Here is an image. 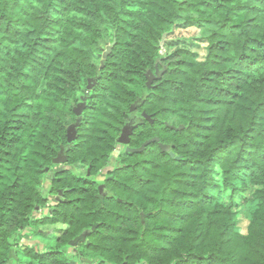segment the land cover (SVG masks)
Listing matches in <instances>:
<instances>
[{"label": "trees", "instance_id": "1", "mask_svg": "<svg viewBox=\"0 0 264 264\" xmlns=\"http://www.w3.org/2000/svg\"><path fill=\"white\" fill-rule=\"evenodd\" d=\"M131 120V148L158 142L114 157ZM62 149L48 177L61 197L32 219ZM245 185L236 208L212 194ZM46 223L66 227L45 251L21 248L31 264H264V0H0V264Z\"/></svg>", "mask_w": 264, "mask_h": 264}, {"label": "rangeland", "instance_id": "2", "mask_svg": "<svg viewBox=\"0 0 264 264\" xmlns=\"http://www.w3.org/2000/svg\"><path fill=\"white\" fill-rule=\"evenodd\" d=\"M212 26H188V27H182V28H176L171 35L173 38H177L178 40L183 39L186 42H190L191 40L195 38H199L202 35H205L209 32ZM109 45H107L105 48H107ZM197 46V45H196ZM195 45L192 46V49L197 51L199 53V57L203 55L204 51L201 47H196ZM106 50V49H105ZM104 50V51H105ZM103 51V52H104ZM101 62V60H100ZM158 71L161 72V70H164V68L157 69ZM163 72V71H162ZM162 75V73H161ZM160 75V77H161ZM158 80V79H156ZM154 80V81H156ZM153 81V82H154ZM152 82V83H153ZM131 153V152H129ZM134 154V153H131ZM66 165L63 164H55L50 171H47L45 173V177L43 176V190H42V195L43 197L46 198V201L40 205L35 211L33 212L32 219H40L44 217L51 206H53L57 200L59 199L60 195H57L56 192L50 193L49 192V175L52 172H55L59 170L60 168H64ZM110 169V167L105 168L100 175L97 176L98 182H102L108 175L107 171ZM85 171H80V173H84ZM219 172V171H217ZM213 176L215 179H218L219 174L218 173H213ZM219 180V179H218ZM247 185L243 187H239L237 191L232 192L231 190L229 191H222L221 194L218 193V191H212V194L216 195L218 200L223 203L227 204L232 208L238 207L242 200H244L250 191V188H248ZM240 209H243V212H248L250 207L245 205L242 206ZM66 225L61 224V223H56V224H38L35 228H25L23 230H20L19 233L15 235L16 238H18L19 245H14V248L12 249V254L11 258L8 262V264H31L32 262L24 257H21V248L23 246L26 247H32L36 251H45L46 248L53 246L56 238L61 234L62 231H59V229H65ZM60 250L66 251L67 254L68 252L71 254H76L80 252V248L76 247H71L68 249V245H62L60 247ZM88 264H92L93 262L87 261ZM71 264H75V262H71ZM82 264V262L78 263Z\"/></svg>", "mask_w": 264, "mask_h": 264}, {"label": "water", "instance_id": "3", "mask_svg": "<svg viewBox=\"0 0 264 264\" xmlns=\"http://www.w3.org/2000/svg\"><path fill=\"white\" fill-rule=\"evenodd\" d=\"M164 40V36H163V39L161 40V42H160V47H161V49H160V54H163L164 53V47H163V41ZM113 43L114 42H112V45H113ZM110 48H111V45L110 46H108L107 48H106V50L104 51V52H102L100 55H101V57H102V59H101V65H103V62H104V60L106 59V57H107V54L110 52ZM162 71L163 70H161V72L160 71H158V70H156V72L154 73V74H152L151 72H149L148 74H147V82H146V84H147V86H149L151 83H152V81L153 80H156V79H159L160 78V75H161V73H162ZM97 77L98 76H95V77H93V78H89L88 79V84H87V86H86V90H85V94L84 95H82V97H81V99H82V107H85V102H86V100H87V97H88V95H89V92L91 91V89H92V87H93V85L92 84H90L91 82L92 83H96V80H97ZM137 107V102L136 103H134L132 106H131V108H130V111H134L135 110V108ZM83 109V108H82ZM82 109L81 108H79V110H76L75 108H73V111L75 112V114H76V116L78 117L77 118V120H76V122L75 123H73V124H70L68 127H67V129H66V136H67V141H68V143H71L72 141H74L75 140V138H76V126L78 125V123H79V121H80V119H79V116H80V114L82 113ZM141 117L142 118H144V119H146V120H150V115H147L145 112H142V114H141ZM134 127H137V124H134L133 123V120H131V121H129L128 123H126L124 126H123V128H122V130H121V133H120V135H119V137L117 138V146H116V149H115V151H114V155H117L118 153H119V151H120V147H121V144H128L129 143V141H130V135L132 134V132H133V128ZM176 128V127H175ZM182 128V126H179V127H177L176 129L177 130H179V129H181ZM153 142H158V138H152V139H149V140H147V141H145L140 147H138V148H129V147H126L125 148V151H127V152H131V153H140V152H142L146 147H147V145H149L150 143H153ZM159 147H160V149H161V151H167L168 153H169V155L171 156V157H173V154H172V152H170V146L169 145H167V144H162V143H159ZM66 162V154H65V151L62 149V150H60V152L58 153V155L53 159V161H52V163L55 165V164H63V163H65ZM62 193H61V191L59 192V195H61ZM79 238H81V237H79ZM79 238H77L76 239V241L79 239ZM75 241V242H76Z\"/></svg>", "mask_w": 264, "mask_h": 264}, {"label": "flooded vegetation", "instance_id": "4", "mask_svg": "<svg viewBox=\"0 0 264 264\" xmlns=\"http://www.w3.org/2000/svg\"><path fill=\"white\" fill-rule=\"evenodd\" d=\"M156 70H157V69H156ZM156 70H155L153 73H152V72H151V73L154 74V73L156 72ZM148 73H149V72H148ZM153 81H154V80H153ZM153 81H152V82H153ZM90 84L93 85L94 83L91 82ZM146 86H147V84H146ZM151 86H152V83H151L149 86H147V87H151ZM84 94H85V92H84ZM84 94H83V95H84ZM81 97H82V96H81ZM82 102H83V101H82V99H81V100L79 101V103H77L76 106H75L74 108H75L76 110H79V108H81V109L83 108V109H84V107H82V105H81ZM83 109H82V111H83ZM141 114H142V111L140 112V115H141ZM130 118H131V117H130ZM133 119H134V118H133ZM145 121H146V120H145ZM149 121H150L151 124L153 123V119H151V120H149ZM128 122H129V121H128ZM124 125H125V124H124ZM122 128H123V127H122ZM121 130H122V129H121ZM129 138H130V137H129ZM117 144H118V143H117ZM129 144H130V141H129V143H128L127 145H126V144H121V147H120V151H119V153L121 152V150H124V151H125V148H126V147L131 148V147L129 146ZM114 151H115V150H114ZM119 153H118V154H119ZM118 154H117V155H118ZM117 155H114V152H113V156H114V157H116ZM48 171H49V170H48ZM60 197H61V195H60ZM54 205H55V204H54Z\"/></svg>", "mask_w": 264, "mask_h": 264}]
</instances>
